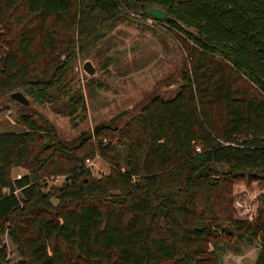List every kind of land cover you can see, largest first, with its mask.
Returning a JSON list of instances; mask_svg holds the SVG:
<instances>
[{
    "label": "trees",
    "instance_id": "16d2710c",
    "mask_svg": "<svg viewBox=\"0 0 264 264\" xmlns=\"http://www.w3.org/2000/svg\"><path fill=\"white\" fill-rule=\"evenodd\" d=\"M123 6L178 39V89L70 145L27 115L25 130L0 132V264L3 236L15 264H217L219 246L243 241L264 264V190L253 218L235 217L232 204L233 183L264 187V0H0V95L64 92L75 49L126 16ZM67 100L66 115L85 113L79 92ZM112 141L126 146L123 164L91 176L83 161L108 156ZM51 174L63 180L43 190Z\"/></svg>",
    "mask_w": 264,
    "mask_h": 264
},
{
    "label": "rangeland",
    "instance_id": "374dc122",
    "mask_svg": "<svg viewBox=\"0 0 264 264\" xmlns=\"http://www.w3.org/2000/svg\"><path fill=\"white\" fill-rule=\"evenodd\" d=\"M122 12L126 16L109 20L98 33L99 37L91 39L82 49H75L69 61L64 92L53 90L52 99L42 102L34 101L20 88L0 95V132L25 130L19 117L27 115L36 123L49 122L59 139L70 145L76 142L80 132L91 133L94 125L120 128L155 95L164 98L172 96L181 82L182 70L187 67L178 39L156 20L143 18L126 7ZM12 28L17 32L19 26L12 23ZM0 32H3L1 25ZM85 60H89L93 67L91 75L82 69ZM14 91H20L27 104H20L11 98L10 94ZM74 91L82 95L85 113L81 114L79 107L68 116L65 114L69 106L67 95ZM124 108L127 109L122 116L112 122L108 120ZM112 148L108 156L95 153L83 161L91 176L106 174L116 162L123 164L126 146L112 141ZM23 172L24 169L15 168L12 178ZM62 180L63 174H51L43 176L39 183L43 190H51ZM263 190L264 187L256 182L249 185L239 181L233 183L235 217L253 218L259 203L257 194ZM51 202L54 204L55 200L52 198ZM3 239L8 256L6 264H15L19 260L15 246L6 236ZM257 249L255 241L221 245L218 247L220 258L217 264H254Z\"/></svg>",
    "mask_w": 264,
    "mask_h": 264
},
{
    "label": "water",
    "instance_id": "95a60500",
    "mask_svg": "<svg viewBox=\"0 0 264 264\" xmlns=\"http://www.w3.org/2000/svg\"><path fill=\"white\" fill-rule=\"evenodd\" d=\"M147 13L153 18H163L165 16L164 11L157 7L150 6L147 8ZM82 69L87 75H91L93 73V67L89 60H85L82 64ZM10 97L14 100L18 101L20 104H27V100L24 95L20 91H14L10 94ZM127 108L119 110L118 112L114 113L112 116L109 117V121L112 122L122 116Z\"/></svg>",
    "mask_w": 264,
    "mask_h": 264
},
{
    "label": "built area",
    "instance_id": "2783aa9c",
    "mask_svg": "<svg viewBox=\"0 0 264 264\" xmlns=\"http://www.w3.org/2000/svg\"><path fill=\"white\" fill-rule=\"evenodd\" d=\"M19 176H20V175H17V176H16V177H14V178H16V179H17V178H19ZM3 191H4V192H6V191H7V189H6V188H4V190H3ZM14 192L16 193V191H14Z\"/></svg>",
    "mask_w": 264,
    "mask_h": 264
}]
</instances>
